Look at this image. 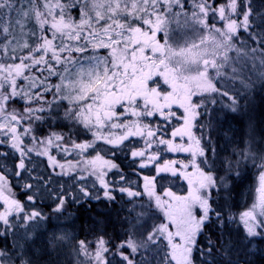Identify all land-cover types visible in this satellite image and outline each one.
Wrapping results in <instances>:
<instances>
[{
  "label": "snow or ice",
  "instance_id": "obj_1",
  "mask_svg": "<svg viewBox=\"0 0 264 264\" xmlns=\"http://www.w3.org/2000/svg\"><path fill=\"white\" fill-rule=\"evenodd\" d=\"M258 85L264 92V0H0V264H248L264 244ZM221 111L246 124L228 129L231 155L213 144ZM130 137L144 138L131 152L139 168L160 161L153 143L187 160L160 161L135 187L112 182L113 170L125 176L97 145L115 155ZM33 157L47 159L45 173ZM242 163L259 169L258 196L233 214L230 178ZM9 173L27 181L24 202ZM85 173L91 187L53 181ZM161 173L186 180L188 194L158 193ZM93 202L108 211L93 219L92 239L38 230Z\"/></svg>",
  "mask_w": 264,
  "mask_h": 264
},
{
  "label": "trees",
  "instance_id": "obj_2",
  "mask_svg": "<svg viewBox=\"0 0 264 264\" xmlns=\"http://www.w3.org/2000/svg\"><path fill=\"white\" fill-rule=\"evenodd\" d=\"M188 3L190 5L191 0H188ZM249 42H250V46H254L251 39L249 40ZM100 148L104 149V151H101V153L109 152V151H107L108 149L106 147L105 148L100 147ZM0 150H4V149H0ZM60 155H64V154L60 153L57 156L60 157ZM73 157H78L80 160L83 158L81 156H77L76 154H73L72 158ZM72 160H74V161H72L73 163L76 162V159H72ZM34 162H35L36 166H38V168H36L35 171L40 172V173L46 172L47 159L45 157H37V159ZM3 163H4V161L0 160V164H3ZM120 165L123 168V169H121L122 172L129 171L130 168L127 167V163L125 161L121 160ZM7 167L9 169L12 167L11 160L7 161ZM238 173H239L238 175L234 174L232 176L233 179H236L237 176L239 177V179H236L237 184H235L233 187L232 196H234V198H236V196L240 197V193L242 195V193L244 191V190H242V189H244V186L241 183H244L245 181H248L250 183H254L256 178L257 179L259 178L258 167H255L250 163H242L238 168ZM84 175L88 179L89 184H92V180H95L94 177L87 176V173H85ZM123 175H124V173H123ZM9 176H10V179H12V182L14 185L13 191L16 193L17 198L20 199L22 202H24L25 196H24L23 184L27 181L26 180H20L19 178L11 177L10 173H9ZM124 176H125V179H128V180L130 179L133 182V187L137 181H140V179L135 177V176H131V175H124ZM58 179L65 183L66 189L70 188L71 186L77 187L79 184H82L81 180H79V179H77L74 183H72L71 182L72 177H70V178H68V177H53L54 182H55V180H58ZM108 179L111 180L112 182H120L118 175L113 174L112 177H108ZM240 181H242V182L239 183ZM125 182L127 183L128 181H125ZM97 187H98V185H97ZM75 190H78V188ZM163 191H164L163 189L157 190V192L160 194H162ZM232 196H231V198H232ZM230 202H232L231 199H230L229 203ZM230 205H231V203H230ZM42 207H43V205H42ZM230 210H233L232 205H231ZM44 211H47V208H44ZM68 211H69L70 218L75 219V223H73L72 226L78 230L79 238L80 239H84V238L92 239L90 232H91L92 227H93V223H92L93 219L97 217L98 213H106L108 210L103 207L102 203L98 204L96 202H93L91 211H89L88 209L82 208L80 205L70 206L68 208ZM67 219H68V217H66V220ZM52 221L55 222L56 219L55 220L53 219ZM108 228H109V231H111L112 225H109ZM258 246L259 247H258L257 254L256 253L251 254L248 257V264H264V244H261Z\"/></svg>",
  "mask_w": 264,
  "mask_h": 264
},
{
  "label": "rangeland",
  "instance_id": "obj_3",
  "mask_svg": "<svg viewBox=\"0 0 264 264\" xmlns=\"http://www.w3.org/2000/svg\"><path fill=\"white\" fill-rule=\"evenodd\" d=\"M211 22H213V21L210 20V23ZM217 26H219V23H217ZM241 39L246 44L250 40L248 38V34H246V33L242 34ZM252 43L254 44V46L258 47V45H256L253 40H252ZM259 93H255L253 96V105H254L253 115L257 118V120L259 122L258 127H257V133H258L257 140H259V134L264 133V104L262 105L261 102H259V95H262L261 91ZM216 107L219 108V105H217ZM232 125L234 127H232ZM229 127H231L236 132H240L242 130V127H243V130L246 132V124L243 126L240 124H237L236 121L228 119L225 115V112L221 111L219 114V123L216 124L214 129H213V131L215 132V135L213 136V144L218 145L217 151L223 152V153H225V155H231V152L233 149V145L228 143V140H230L232 138V135H233V133L228 132ZM226 132H227V137H225ZM239 139H240V137L237 136L236 137L237 142H239ZM73 154H75V153H73ZM36 159H37V157H33L34 161ZM57 159L61 160V162H66V161H74L72 159L78 160L79 158L78 157L72 158V155L66 156V157L64 155H60V157L57 156ZM36 168H38V166H36ZM68 178H70V177H68ZM230 179L232 181V189H233L234 185L237 184L236 179H239V177L237 176L236 179H233V177H232ZM94 181L95 180H92V183ZM125 181H128V179H125L124 182ZM241 182L242 181H240L239 183H241ZM81 183L82 184H79V185H88L91 187V184L88 183L87 178L84 180H81ZM241 184L244 186V189H242V190H244L242 195L240 193V197L236 196V198H234V196H232V198H230L232 201L230 203H231L232 209H233V210H231V212L233 214H238L240 212H243L247 208H249L256 201L257 196H258L259 178L258 179L256 178L254 183H250L248 181H245L244 183H241ZM135 186H136V184L134 185V187ZM165 187H167L166 183H165ZM70 188L74 189V190L77 189V187H74V186H71ZM178 189L179 190H176V192H178L177 195L186 196L188 194V190H189L188 183H186L185 186L179 185ZM73 223H75L74 218L73 219L68 218L67 220H66V218H64L61 220H56L55 222L51 221V224H49L48 222H45L43 225V228L39 229V230L66 229L67 231L74 233L79 238L78 230L72 226ZM258 247H259L258 245L255 246V250L252 252V254H255V253L257 254ZM70 257H71L70 249H65L60 254V259L62 260V262H66V260L69 259Z\"/></svg>",
  "mask_w": 264,
  "mask_h": 264
},
{
  "label": "flooded vegetation",
  "instance_id": "obj_4",
  "mask_svg": "<svg viewBox=\"0 0 264 264\" xmlns=\"http://www.w3.org/2000/svg\"><path fill=\"white\" fill-rule=\"evenodd\" d=\"M247 45L250 46V42H247ZM259 85L257 86V91L256 93H259ZM262 95H259V102L261 104H264V92H261ZM260 94V93H259ZM227 101H225L226 103ZM175 110V108L173 109ZM152 121H155V124H153V127H155L157 124L161 126L162 131H166V129H163V121L156 118H147L146 123H151ZM177 122L175 120L172 121V124H176ZM172 125H168V128H171ZM232 127H234L232 125ZM116 132H119V130H113ZM161 132H158L157 135H160ZM165 138H169L168 136H165ZM98 148L103 147L110 149L111 146L108 145H103L102 143H99L97 145ZM145 147L144 143V138L142 137H130L128 140L124 142V146H122L121 149H116L115 155H111L110 152L107 153H99L100 155L104 156L106 159H111L115 163H117L121 169H123L120 165V161L123 160L127 163V167H129V171L123 172L124 175H131L139 178L142 181L143 175H156L154 168L155 164L160 163V161L164 160H187V154L185 153H174V152H167L163 150V146H157L155 143H153V146L151 149H149V152H159L160 153V161H156L154 164H150L146 168H139V162L140 159L139 157L133 158L131 156L132 151H138L141 150ZM84 158V157H83ZM115 174V170L112 172H109L108 177H112V175ZM120 181V180H119ZM120 183H126L124 181H120ZM165 183L167 184V187H165ZM187 183L186 180H184L182 177L179 176H172L170 173H161L159 176H157V185H156V190H171L172 192L178 194L176 190H179L178 187L179 185L185 186ZM175 186V187H174ZM90 187V186H89ZM95 191L96 189H92Z\"/></svg>",
  "mask_w": 264,
  "mask_h": 264
}]
</instances>
